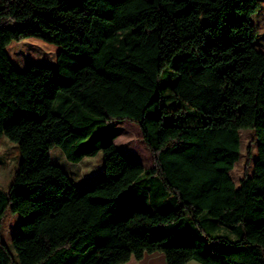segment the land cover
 <instances>
[{"label": "trees", "instance_id": "16d2710c", "mask_svg": "<svg viewBox=\"0 0 264 264\" xmlns=\"http://www.w3.org/2000/svg\"><path fill=\"white\" fill-rule=\"evenodd\" d=\"M260 7L0 0V137L20 151L9 190L0 188V227L9 210L26 218L12 239L19 264H126L153 253L168 264H264ZM124 121L140 126L150 170L117 147ZM244 130L257 158L237 186ZM55 147L72 163L103 152L104 177L78 190L52 162ZM0 264H16L1 239Z\"/></svg>", "mask_w": 264, "mask_h": 264}, {"label": "rangeland", "instance_id": "374dc122", "mask_svg": "<svg viewBox=\"0 0 264 264\" xmlns=\"http://www.w3.org/2000/svg\"><path fill=\"white\" fill-rule=\"evenodd\" d=\"M261 1V7L257 14L252 18L253 23L257 27L258 35L255 40V48L264 51V0ZM16 23L10 21L9 25L14 26ZM163 96L169 94V85L165 76L160 77ZM119 137L115 141L119 150L127 155L130 159L141 162L146 170H150L154 165V159L143 141L142 130L138 124L124 121L117 124ZM257 158V142L256 137L251 130L242 132V154L241 160L232 171V177L239 186L240 181L246 174L253 172L254 162ZM51 160L54 164L62 167L71 177L74 184L80 191H88L98 181L104 177V156L103 152L96 156L85 157L80 163H72L67 160L62 149L55 147L51 151ZM20 162V151L17 145L11 142L7 137H0V188L8 191L15 172ZM25 217L16 213L7 211L3 225L0 227V239L11 251L16 264L19 260L16 251L12 245L13 236L21 230V225L25 221ZM224 233V232H223ZM229 237L235 239L236 234L226 233Z\"/></svg>", "mask_w": 264, "mask_h": 264}, {"label": "crops", "instance_id": "0c3cea01", "mask_svg": "<svg viewBox=\"0 0 264 264\" xmlns=\"http://www.w3.org/2000/svg\"><path fill=\"white\" fill-rule=\"evenodd\" d=\"M126 264H168L167 258L163 253L146 254L143 259H132ZM187 264H200L197 261H191Z\"/></svg>", "mask_w": 264, "mask_h": 264}]
</instances>
